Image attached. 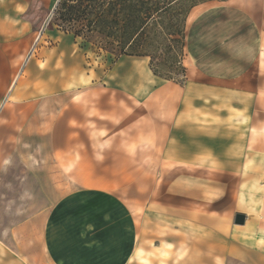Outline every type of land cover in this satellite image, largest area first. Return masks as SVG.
<instances>
[{"label":"crops","instance_id":"crops-1","mask_svg":"<svg viewBox=\"0 0 264 264\" xmlns=\"http://www.w3.org/2000/svg\"><path fill=\"white\" fill-rule=\"evenodd\" d=\"M57 2L0 0V103L55 106L50 148L72 187L44 224L52 264H139L152 251L170 264H264V0L200 8L182 82L125 55L87 84L59 81L55 48L23 64ZM155 164L168 177L143 195Z\"/></svg>","mask_w":264,"mask_h":264},{"label":"rangeland","instance_id":"rangeland-1","mask_svg":"<svg viewBox=\"0 0 264 264\" xmlns=\"http://www.w3.org/2000/svg\"><path fill=\"white\" fill-rule=\"evenodd\" d=\"M107 1L120 5L122 0H105L103 7ZM219 1L222 0H125L142 15L141 19L133 15L129 20L128 29L138 26L130 46L124 42L129 33L122 27V19L112 23L110 29H88L87 16L70 22L62 20L54 13L56 4L43 17L23 64L40 51L55 48L59 53V81L73 79L74 84H87L102 81L122 56H145L158 76L182 82L188 61L185 40L190 20L200 8ZM44 71L48 74L49 68H42ZM41 78L44 81L48 77ZM54 111L55 106L46 98L21 104L4 99L0 103V264H52L44 249V224L55 201L72 188L57 169L50 148ZM152 167L139 181L138 190L143 195L148 182L150 189L160 187L163 174L168 177V171L162 169L171 168L167 164ZM131 190L136 189L128 188L122 194L127 201ZM2 240L10 242L11 247ZM159 240H151L148 247L152 249V243ZM142 254L139 264H170L161 251Z\"/></svg>","mask_w":264,"mask_h":264},{"label":"trees","instance_id":"trees-1","mask_svg":"<svg viewBox=\"0 0 264 264\" xmlns=\"http://www.w3.org/2000/svg\"><path fill=\"white\" fill-rule=\"evenodd\" d=\"M171 1L176 2L177 0H169V2ZM104 3L105 0H58L54 13L62 20L69 22L87 16L88 29H91L92 26L110 29L112 23L117 24V20L122 19V27H126L125 32L129 33L124 42L130 46L138 26L128 29L131 27L129 20L134 17L133 15H135L134 18L141 19L142 15H140L139 10L134 9L131 5H126L125 0H122L120 5H117L116 1H107L106 6L103 7ZM88 16H91V18ZM73 34L77 33L73 32Z\"/></svg>","mask_w":264,"mask_h":264},{"label":"water","instance_id":"water-1","mask_svg":"<svg viewBox=\"0 0 264 264\" xmlns=\"http://www.w3.org/2000/svg\"><path fill=\"white\" fill-rule=\"evenodd\" d=\"M234 222L237 224H242L244 222V215L237 213L234 218Z\"/></svg>","mask_w":264,"mask_h":264}]
</instances>
